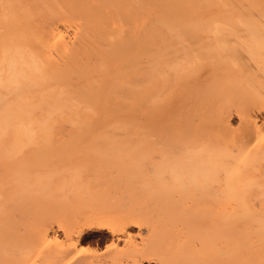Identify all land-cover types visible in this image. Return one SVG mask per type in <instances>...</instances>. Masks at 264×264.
<instances>
[{
  "label": "bare ground",
  "instance_id": "6f19581e",
  "mask_svg": "<svg viewBox=\"0 0 264 264\" xmlns=\"http://www.w3.org/2000/svg\"><path fill=\"white\" fill-rule=\"evenodd\" d=\"M151 13L160 22L157 29ZM176 93L182 103L157 113L156 99ZM232 110L235 128L226 119ZM185 112L196 122L183 124ZM98 113L117 120L132 114L168 118L170 129H183L180 140L169 128L133 131L127 144L148 149L140 150V165L161 173L152 192L170 207L164 214L150 209L153 214L139 215L142 224L129 213L95 218L96 229L109 234L117 251L110 264H264V0H0V167L11 158L20 163L26 148L50 147L59 128L75 136L67 144L91 131L90 146H110L118 124L95 133ZM157 143L167 148L160 161L153 160ZM3 168L0 212L25 180L18 168ZM12 173L20 176L11 180L13 189L6 183ZM64 218L56 263L105 264L102 253L77 254L94 225ZM46 233L34 234L11 259L0 251L4 264H23V253L45 250Z\"/></svg>",
  "mask_w": 264,
  "mask_h": 264
},
{
  "label": "rangeland",
  "instance_id": "374dc122",
  "mask_svg": "<svg viewBox=\"0 0 264 264\" xmlns=\"http://www.w3.org/2000/svg\"><path fill=\"white\" fill-rule=\"evenodd\" d=\"M151 16H152L151 18L153 21L152 24H154L155 29L159 28L160 22L157 23L158 21H156L157 20L156 15L152 14ZM140 34H138V36ZM160 99H162V100H160ZM160 99L158 98L155 101L156 106H158L156 108L157 113H160L161 108H163V107L166 108V106L171 105V104L182 103L181 100H183V95L176 93L174 95H171V97L168 98V100L167 99L164 100L163 98H160ZM159 100H160V102H159ZM185 107H187V106H185ZM187 109L190 111L189 108H187ZM233 111L234 110L229 111L228 114H226V116H227V115H229V113H231L226 118V119H228L229 122L227 120L226 121L233 128H235L237 126V116H236L235 112H233ZM98 116L100 118H98ZM98 116H97V114L94 115V117H95L94 119H96V121L97 120L99 121L97 128L95 127L96 128L95 133H98L102 129L114 128L113 127L114 122H116V124H118L117 125L119 127L118 132H115L112 135V138H114V143H111L110 146L107 145L106 143L102 144L100 146L98 145L97 147L90 146L91 136H94V132H91V131H89V133L85 134L82 137H78V139L74 143L67 144L68 143L67 140H69L71 135H72V139H75V136H73V134L68 133V132L71 133L72 131H68V129H65V128H63L64 130L59 128L60 132H58L59 134H57L56 138L58 137V135L60 137H58L59 139H57L50 147H48V148H35V147H33V149H32V147L26 148L27 150H25V151L21 150L24 152L22 154L24 157H21V158H24V159H22V161L20 163H17V162L15 163L14 159H12V158L9 161L10 163L8 162L9 165H7V167L5 169H7V170L11 169L9 171L11 173L12 171H14V168L15 169L18 168L17 169L18 175H21L23 179L25 178V180H23L22 183L20 180L21 184H19V182H18V184L20 185L19 187L20 188L22 187L21 189H19L18 187L15 186L16 188H18L20 190L19 192H17V194H15V196H14V192H15V190L17 191V189H13L10 185L14 186V182L16 181L14 177H17V175L13 176V173H12V175L8 174L9 176H8L7 182H6V183H8L7 187L10 186L11 189H13L11 191L12 192L14 191V192H13V194L10 193L9 195L6 196V200H7L6 202L9 206L7 207L6 210L0 212V218H1L0 230L3 232L2 233L0 231V235L3 234L0 237V242L2 244H5L6 242H4V240L5 241L7 240V244L2 245V246L0 244V246H1L0 248H2V250L0 249V251L2 253L4 251H5L4 253H6L8 251L10 254L8 252L5 254V255L10 257V258L8 257V259L13 258L14 253H18L19 251H21V249L23 247L28 245L32 239H35V237H34L35 235L37 236L39 234L40 236H38V237H41L42 235H45V233L47 231L46 235H48V237H47L48 241H46V243L43 244L45 250L41 246L38 250L28 251V252L23 253L24 259L22 262H23V264H26L27 262H28L27 264H47V263L48 264H51V263L55 264L57 262L55 256H56V254L59 250V247L61 246V243H62L61 238H60V232H61V229L64 225V221L66 220L64 217H66V216H67V218L73 217V219L75 221L78 219L76 221L77 223L82 224V223L87 222L89 224L92 223V226H93L94 223L97 222V221L95 222V220L97 218H98L97 220H99V218L101 216L102 217H110L111 219L112 218L115 219V218H117V216L120 217L121 214L123 215L124 213H129L130 215H132L133 220L136 223L142 224V223H144V221L141 219V217L139 218V215H142L144 212L152 213L151 212V210H152V211H155V213L156 212L157 213L160 212L161 214L166 213V211L168 209L167 206L169 205V203L167 205V202H166L167 199H165L163 195H160V192H155V193L152 192V183L157 182L156 180L158 179V177L160 176L161 173H159V171L156 172V171L150 170L149 171L150 174H149L146 172V169H144V171H145V173H144L142 165H140L141 158H143V155H140V152L143 151V153H144V149L145 150H148V149L147 148H141V147H140L141 148L140 149L139 147L138 148L134 147L132 145V143L131 144H127V143H130L131 141L133 142L135 133L138 134V132L154 133L155 131L159 132L162 130H166L168 128L170 129V127H169L170 120L168 118H165V121H164V119H162L160 117L152 119V120H145L141 117V115L138 116V114L137 115L132 114L130 116L124 117L125 118L124 120L123 119L117 120L116 118L111 117L109 115H105V117L107 116V118L102 119L101 117H103V118H105V117L103 114H99V113H98ZM110 118L112 120L111 125H110V123H108L111 121L107 120ZM187 118H189V119H187ZM106 121H108V122H106ZM182 122H183V124L184 123L190 124L192 122H196V120H195V117L191 113L188 114L185 112V115L182 116ZM107 123L111 127L108 126ZM129 123H130V125H129ZM132 124H135V125H132ZM95 125H97V124H95ZM95 125H93V127ZM260 125L262 128V131L264 132V120L263 119H260ZM125 126H126V128H125ZM122 127L125 130L122 129ZM128 127H129V129H127ZM131 128L133 129L131 131L132 133L129 132L131 130ZM127 130H128V132H126ZM182 130L183 129H179L178 127H173L172 129H170L169 135H171L173 139H176V140L179 139L180 140L182 138V135H183ZM92 131H94V130H92ZM103 131H105V130H103ZM66 133H67V135H66ZM118 133H120V135ZM128 133H131V134L128 135ZM61 134H62V136H61ZM123 134L125 135V137L122 136ZM107 135H109V134L107 133ZM130 136L132 138H130ZM109 137L110 136H108V138ZM121 137H123V138H121ZM125 139H127V140H125ZM65 141H66V143H64ZM84 146H85V148H84ZM159 146H161V147H159ZM153 147H154V150H153L154 153L153 154H154V156H156V158L153 156V160L155 159L154 161H157L156 159L159 160V156H160L161 152L167 151V148L164 145H161L160 143L155 144ZM161 148H163L164 150L163 149L160 150ZM136 149H138V150H136ZM140 150H142V151H140ZM151 150H152V148H151ZM151 150H149V151H151ZM92 152H93V155H92ZM146 152H148V151H146ZM59 153H60V155H59ZM124 153L125 154L127 153V154L125 155ZM133 153H136V154L132 155ZM116 154H117V156H116ZM129 154L132 155L131 156L132 160H131ZM138 155H139V157H138ZM97 156H98V158H97ZM126 156H128V159L126 158ZM102 158H103V160H102ZM108 158H110V159L107 160ZM69 160H71V161H69ZM36 161L37 162L39 161V162L37 163ZM154 161H152V162L155 164L156 162H154ZM43 162H44V164L45 163L48 164V166H46V164H45V166L43 167L42 166V165H44ZM35 163H37V164H35ZM39 163H41V164H39ZM154 164H149V165H153V167L152 166H150V167H152L154 169ZM21 165H22V167H21ZM39 165H41L42 167ZM33 166H34V168H33ZM38 166L40 167V170H39ZM3 167H5V166H1L0 168H3ZM36 168L39 170L38 173L36 171H34V170H36ZM76 171H77V174L75 173ZM34 173H37V175H35ZM56 173H57V175H55ZM142 173H144V174H142ZM15 174H17V172ZM52 175H53V177H52ZM17 178H18L17 179V181H18L20 176ZM40 178H41V180H40ZM63 178H64V180H62ZM11 180H15V181H13V183H11L12 182ZM45 180H47V181H45ZM42 181H43V183H42ZM146 181H147V184H146ZM23 183H24V185H23ZM149 190H151V191H149ZM67 192H69V193H67ZM19 195H21V200H18L20 197ZM27 195H28V197H26ZM22 196H24V197H22ZM32 196L34 198H31ZM156 196H158L159 198ZM162 196H163V198H162ZM150 197H151V199H150ZM9 198H10V201H8ZM25 198H26V200H25ZM27 198H29V199L27 200ZM83 198H84V200H83ZM14 199H16V200H14ZM64 199H65V203H64ZM148 199L151 200L150 202L152 204L149 202ZM66 200H67V202H66ZM155 200L157 201L156 203H158L160 201L158 203L159 205L158 204L155 205L154 204L155 202H152ZM20 201H21V203H20ZM26 201L27 202L30 201V202L27 203ZM62 202L64 203L63 205H62ZM114 203L116 204V206ZM10 205H13V206H10ZM68 205L70 206V208ZM162 205H163V207H162ZM109 206L111 208H109ZM153 206L155 209L157 206H160L162 208L158 207L157 208L158 211H157L153 208ZM168 207H170V206H168ZM14 208H16L15 211H14ZM71 208L73 209V211L71 210ZM114 208H115V210H114ZM74 209H75V211H74ZM107 209L108 210L110 209V211L114 210L115 212L114 213L110 212V211L108 212ZM140 209H141V211H140ZM163 209L164 210L166 209V211L163 212L164 211ZM47 210H48V212H47ZM63 210L64 211L66 210V211L64 212ZM28 211H29V213H28ZM52 211H54L55 214ZM87 211H90V212H87ZM13 212H14V214H13ZM15 213H16V215H15ZM52 214H53V216H52ZM74 214H76V216ZM78 214H79V216H78ZM85 214H87V215H85ZM63 215H65V216L62 217ZM81 215H83V216H81ZM89 215H91V216H89ZM81 217L83 219H81ZM37 218L39 220H37ZM47 222L48 223L50 222V223L48 224ZM8 225H11V226H10V229L7 230V228H9V227H7ZM1 226H3V227H1ZM94 227H95V225L92 227V229L88 233L85 234V238L82 242V245H80V248L78 249L80 252L78 251L77 254H79V256L85 258L88 255H89L88 257H90L93 255H99L98 253H100V254L102 253L103 260H104L102 262L105 264H110L111 263L110 257H112L113 252H117L115 250L116 248L114 245H111V241L109 240L110 239L109 234L105 230L100 228L102 230L98 231L96 229L97 226L95 228ZM2 229H4V230H2ZM7 232H8V234H7ZM261 232L262 231L260 230V233ZM11 233H13V234H11ZM5 235L6 236L10 235V238H9V236L7 238H5L6 237ZM31 237H32V239H31ZM14 239H15V241L13 242ZM27 241H28V243H27ZM6 245H8V247ZM5 246L7 247V249ZM8 248H9V250H8ZM104 250H105V252H104ZM1 252H0V254H2ZM51 253H53V254H51ZM5 255H3V256H5ZM3 256L0 255L1 258ZM45 257L47 260L45 259ZM26 259H27V261H26ZM28 259H30V260H28ZM49 259H51L50 262H47V261H49ZM107 262H109V263H107ZM0 264H4L3 258L0 259ZM56 264H58V263H56Z\"/></svg>",
  "mask_w": 264,
  "mask_h": 264
}]
</instances>
